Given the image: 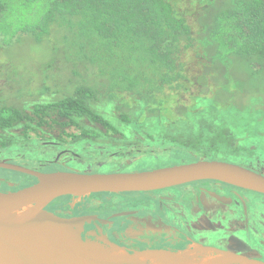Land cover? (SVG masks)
Instances as JSON below:
<instances>
[{
	"label": "trees",
	"instance_id": "16d2710c",
	"mask_svg": "<svg viewBox=\"0 0 264 264\" xmlns=\"http://www.w3.org/2000/svg\"><path fill=\"white\" fill-rule=\"evenodd\" d=\"M24 37L51 58L28 93L0 96V154L121 133L194 160L237 122L233 153L264 136V0H0V48ZM198 119L223 120L205 127L221 141L182 131ZM2 176V190L31 184Z\"/></svg>",
	"mask_w": 264,
	"mask_h": 264
},
{
	"label": "flooded vegetation",
	"instance_id": "af4514ba",
	"mask_svg": "<svg viewBox=\"0 0 264 264\" xmlns=\"http://www.w3.org/2000/svg\"><path fill=\"white\" fill-rule=\"evenodd\" d=\"M66 132L73 136L81 133L76 126L67 128ZM110 135L113 140L110 138L105 143L87 140L63 145L43 140L41 144L57 148L58 152L54 159H39L34 168L66 170L70 162L76 166L90 163L100 168L105 162H111L123 171H135L143 166L140 163L170 157L145 141L121 133ZM73 136L68 140L72 141ZM255 160L248 167L264 173V165ZM181 162L189 161L182 159L176 163ZM54 163L60 167L53 168ZM29 180L31 184L38 181L35 177ZM63 198H68L67 206H62L60 199ZM47 209L69 218L96 216L85 224L82 234L88 250L111 259L116 249L120 253L115 259L121 260V264L137 262L138 258L132 255L139 251L162 249L179 253L195 247L201 253H232L264 262V194L220 180H196L149 191L64 196ZM200 252L199 258L203 255Z\"/></svg>",
	"mask_w": 264,
	"mask_h": 264
},
{
	"label": "water",
	"instance_id": "95a60500",
	"mask_svg": "<svg viewBox=\"0 0 264 264\" xmlns=\"http://www.w3.org/2000/svg\"><path fill=\"white\" fill-rule=\"evenodd\" d=\"M0 168L38 179L16 190H0V264H121L119 259L92 254L83 239L87 222L96 216L63 217L47 209L64 196L83 197L93 193L149 191L183 183L214 179L264 194V173L248 166L219 159H198L146 170L116 172L42 171L0 158ZM29 208L25 222H16V214ZM161 252L175 264H185L178 252L162 249L136 252L134 264H152L142 256ZM206 255H217L202 252ZM228 258L216 264H264L241 255L224 253ZM203 256V255H202Z\"/></svg>",
	"mask_w": 264,
	"mask_h": 264
},
{
	"label": "rangeland",
	"instance_id": "374dc122",
	"mask_svg": "<svg viewBox=\"0 0 264 264\" xmlns=\"http://www.w3.org/2000/svg\"><path fill=\"white\" fill-rule=\"evenodd\" d=\"M51 58L50 54L48 52H44V50L40 49L34 41L29 39V37H24L18 42H15L12 45L7 46L6 48L1 49L0 48V96L1 97H7L16 98L17 94H23L28 93L31 88H33V84L36 81V78L39 76V70L38 67L46 63ZM65 74V73H64ZM192 121V127H182V131L187 132L189 134L192 133H199L203 139H212V140H218L216 136L212 135L210 133V129L206 128L207 123L210 128H214V125L219 126L217 123L213 122H221L223 123V120H191ZM242 121V120H240ZM197 122H204V126H197ZM214 124V125H213ZM223 126V125H222ZM220 126V127H222ZM226 126V125H225ZM246 126H242L241 123H238L235 126H226V132L228 134V138L225 139V143H222L220 145L217 144L218 152H211L204 154L205 159H219V160H225L230 161L234 163H238L244 166H251V162L256 159L261 161L260 164L264 165V136H257L252 137V133H250V137H247V139L243 140V143H247V140H254L256 139L255 145L257 146L256 150L252 153L249 151H243L240 154H235L231 150H229L231 141L233 142L234 139L237 138V136H241L242 132H246V130L243 128ZM178 132V131H177ZM255 132V131H253ZM179 133V132H178ZM41 141L43 140H37L35 143H28L26 147H23L21 149H14L12 151H4L2 154H0V158H8L18 164H22L28 167H37V162L39 159L46 158L48 159H54L57 155L58 149L54 147H48L44 144H41ZM217 141V142H218ZM223 142V141H222ZM256 154V155H255ZM255 155V156H254ZM177 157L176 154H171L170 157L166 158H158V160L149 161L146 163H140L139 166H142L139 168V170L142 169H150V168H156L161 166L170 165L173 163H176L175 160ZM175 158V159H172ZM160 159V160H159ZM187 160L191 161L192 157H182L180 160ZM195 160V158H194ZM255 160V161H256ZM84 165H87L88 167L85 168ZM67 169L69 170H76L80 172H116V171H123L122 169L118 168L116 165H114L111 162H105V164L100 168H94V166L90 163H84L83 165H80L77 163V166L70 162L67 164ZM92 169H89L91 168ZM65 168V167H63ZM0 175H5L7 178L10 177L11 180L9 182H13L14 179H20L18 181H21L25 178H31L28 175H25L23 173L8 170V169H2L0 168ZM1 179H5L4 176L0 177ZM9 184H4L3 187H7ZM10 186V185H9ZM21 188V187H20Z\"/></svg>",
	"mask_w": 264,
	"mask_h": 264
},
{
	"label": "bare ground",
	"instance_id": "6f19581e",
	"mask_svg": "<svg viewBox=\"0 0 264 264\" xmlns=\"http://www.w3.org/2000/svg\"><path fill=\"white\" fill-rule=\"evenodd\" d=\"M29 208L23 209L16 214V222L22 224L25 222ZM203 247V246H202ZM200 249L190 248L186 250H182L178 253V258L185 264H216L222 261H225L228 256L224 254L217 255H206L200 252ZM200 255L203 254L202 257L199 258ZM120 251L114 250L111 253L110 258L115 259L118 257ZM216 253V252H215ZM142 260L149 261L152 264H175V262L161 252L145 254L141 258Z\"/></svg>",
	"mask_w": 264,
	"mask_h": 264
}]
</instances>
